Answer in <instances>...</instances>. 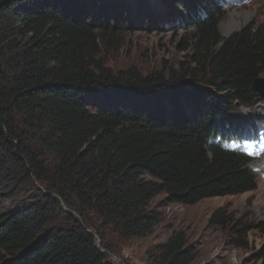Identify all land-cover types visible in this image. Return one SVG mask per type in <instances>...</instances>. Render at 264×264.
Here are the masks:
<instances>
[{
	"label": "trees",
	"instance_id": "1",
	"mask_svg": "<svg viewBox=\"0 0 264 264\" xmlns=\"http://www.w3.org/2000/svg\"><path fill=\"white\" fill-rule=\"evenodd\" d=\"M171 1L161 22L193 29L186 61L142 75L102 60L133 30L119 0H0V264H114L152 235L155 196L193 206L256 190L250 158L224 145L253 125L237 110L264 104L251 92L264 24L224 38L214 0ZM207 224L236 247L253 230L227 208ZM195 258L174 232L146 264Z\"/></svg>",
	"mask_w": 264,
	"mask_h": 264
},
{
	"label": "rangeland",
	"instance_id": "2",
	"mask_svg": "<svg viewBox=\"0 0 264 264\" xmlns=\"http://www.w3.org/2000/svg\"><path fill=\"white\" fill-rule=\"evenodd\" d=\"M214 2L216 8L224 12L218 24L219 34L224 38L248 25L256 29L264 24V0ZM120 5L129 12L133 30L121 32L114 40L113 48L104 50L102 60L105 66L113 73L135 69L142 75L178 70L186 61L185 46L193 29L161 22L174 6L172 1L119 0ZM237 113L257 121L256 138L261 144H243L240 147L251 150L253 162L249 167L256 175V190L234 197L203 200L193 206L167 204L165 196L159 194L150 205L160 214L152 235L128 242L119 254L108 257L110 262L146 264L147 252L152 247L166 241L172 233L182 232L196 252L193 264H264V259L258 256L264 248V104H256L251 109L240 108ZM22 196L24 193L19 194L16 200H21ZM219 208H227L234 213L236 220H242L253 228L245 247L233 245L228 229L208 226V218Z\"/></svg>",
	"mask_w": 264,
	"mask_h": 264
},
{
	"label": "water",
	"instance_id": "3",
	"mask_svg": "<svg viewBox=\"0 0 264 264\" xmlns=\"http://www.w3.org/2000/svg\"><path fill=\"white\" fill-rule=\"evenodd\" d=\"M251 92L253 94L261 95L264 94V80L263 79H256L251 87ZM62 209L64 212H68V210L62 205ZM98 242V240H97Z\"/></svg>",
	"mask_w": 264,
	"mask_h": 264
},
{
	"label": "bare ground",
	"instance_id": "4",
	"mask_svg": "<svg viewBox=\"0 0 264 264\" xmlns=\"http://www.w3.org/2000/svg\"><path fill=\"white\" fill-rule=\"evenodd\" d=\"M234 22V21H233ZM230 23V22H229ZM232 23V22H231ZM227 27V26H226ZM229 27H230V25H229ZM232 27V26H231Z\"/></svg>",
	"mask_w": 264,
	"mask_h": 264
}]
</instances>
